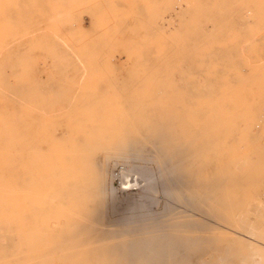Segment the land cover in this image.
I'll return each instance as SVG.
<instances>
[{"label":"rangeland","instance_id":"obj_1","mask_svg":"<svg viewBox=\"0 0 264 264\" xmlns=\"http://www.w3.org/2000/svg\"><path fill=\"white\" fill-rule=\"evenodd\" d=\"M253 259L264 0H0V264Z\"/></svg>","mask_w":264,"mask_h":264},{"label":"bare ground","instance_id":"obj_2","mask_svg":"<svg viewBox=\"0 0 264 264\" xmlns=\"http://www.w3.org/2000/svg\"><path fill=\"white\" fill-rule=\"evenodd\" d=\"M112 157V156H111ZM109 160V159H108ZM99 165V164H98ZM136 166V165H135ZM135 166H132V165H130V167H129V173L128 174H134V176H136L137 177V181L135 182V178L133 179L134 180V182L136 183L135 185H137V186H133V189H141V188H144L145 187V185H144V183L145 184H148L149 182H150V178L148 177V175L145 173V172H142L141 170H139L138 168L140 167H138V168H135ZM100 167V166H99ZM105 167V166H104ZM102 168V167H101ZM141 168V167H140ZM99 169V168H98ZM97 169V170H98ZM103 169V168H102ZM107 170H108V168H107ZM143 170V169H142ZM101 172V171H100ZM103 172V171H102ZM108 172V171H107ZM126 173V172H125ZM128 174H126V176L128 175ZM128 178V177H127ZM129 179V178H128ZM127 179V180H128ZM126 180V179H125ZM126 180V181H127ZM123 182H124V180H123ZM131 182V181H130ZM125 183V182H124ZM128 185V186H127ZM130 185H132L131 183H130ZM130 185H129V183L127 182L126 183V185L123 187V188H127V189H129V188H131L130 187ZM131 198V197H130ZM136 201V200H135ZM115 202H113V204H114ZM116 206V205H115ZM114 207V206H113ZM124 208V207H123ZM126 208V207H125ZM114 209H116L115 207H114ZM263 257V256H262ZM254 261H251V263L252 264H259V263H257V262H255V259H253Z\"/></svg>","mask_w":264,"mask_h":264}]
</instances>
